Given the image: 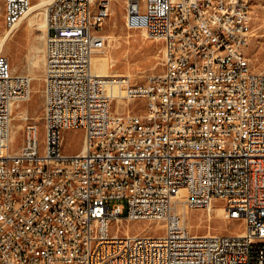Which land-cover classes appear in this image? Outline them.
I'll use <instances>...</instances> for the list:
<instances>
[{
    "label": "built area",
    "instance_id": "1",
    "mask_svg": "<svg viewBox=\"0 0 264 264\" xmlns=\"http://www.w3.org/2000/svg\"><path fill=\"white\" fill-rule=\"evenodd\" d=\"M36 1L0 0L5 29ZM113 1L43 7L45 103L41 121L22 118L18 148L13 108L31 98L32 78L0 53V264H264V72L246 52L252 0H121L125 26L163 44V70L141 83L92 71ZM76 128L83 144L68 153L64 131ZM215 200L240 230L193 233L175 210ZM134 221L161 230L132 232Z\"/></svg>",
    "mask_w": 264,
    "mask_h": 264
},
{
    "label": "rangeland",
    "instance_id": "2",
    "mask_svg": "<svg viewBox=\"0 0 264 264\" xmlns=\"http://www.w3.org/2000/svg\"><path fill=\"white\" fill-rule=\"evenodd\" d=\"M112 6L114 11L105 22L102 30L108 37L107 46L104 51L97 55L111 54L115 58L116 65L112 69L115 76H125L133 83L145 82L150 75L163 70V44L160 40L151 38L142 31L130 30L125 26V9L121 0L113 1ZM251 10L253 15V35L246 52L252 69L256 72H264V0H252ZM40 20H43V15L40 16ZM5 30L4 18L0 14V34H3ZM34 33L35 35L33 36ZM42 36L43 31L40 28L35 27L34 30L29 31L25 24L12 33L8 39V46L2 54L8 58L13 73L28 74L31 77L29 70L31 52H33L34 46H39L41 50L45 49V38H42ZM39 53L41 58L44 57V51ZM44 70L45 65L41 60L38 68L39 79H32L31 86L32 88H37V92L31 91V100L29 99L22 103L20 107L16 106L14 114L27 107L28 116L41 121L45 103L44 79H42L43 77L45 78V72H42ZM40 74H42V77ZM113 107H116L115 102ZM123 109L120 108V110ZM22 121V118L17 117L14 122ZM15 135V147L18 148L22 143L23 132L20 129ZM44 136V124L40 122L41 143L44 142ZM63 137L66 152L77 153L80 151L83 144V130L81 128L65 130ZM120 201L124 202V200ZM213 204L220 206L221 201L215 200ZM183 213L186 216V224L193 233L202 234L208 231L223 233L237 231L242 227L241 222L225 220L223 213L217 215L215 210L210 211L205 207L186 209ZM209 216H212V218H209ZM116 225L117 222H111V230H114ZM129 228L132 232L147 231L157 233L161 230L159 224L152 221L130 222Z\"/></svg>",
    "mask_w": 264,
    "mask_h": 264
},
{
    "label": "bare ground",
    "instance_id": "3",
    "mask_svg": "<svg viewBox=\"0 0 264 264\" xmlns=\"http://www.w3.org/2000/svg\"><path fill=\"white\" fill-rule=\"evenodd\" d=\"M48 0H39L36 1L29 12L20 20V22L15 26L14 30L7 31L3 34H0V53L4 51V49L8 46V39L12 35V33L16 32L18 29H20L24 24L26 25V28L31 31L34 30L35 27L40 28L41 31H43L42 38H45L47 33V22L45 16L42 14V9L47 3ZM43 15V20H40V16ZM144 32V31H143ZM145 33V32H144ZM35 33L33 34V36ZM41 51L45 52V49H40L39 46L33 47L32 56H30V63H29V70L30 75L32 79H39V71L38 68L40 66V62L42 60V63L45 65V54L44 57L41 58L40 53ZM30 53V54H31ZM107 53V52H106ZM28 60V59H27ZM116 60L111 54L106 55H95L92 60V71L96 75L100 76H115L113 74L112 69L116 65ZM43 68V67H42ZM44 72V71H42ZM41 72V73H42ZM44 74V73H43ZM42 74H40L41 76ZM42 77V76H41ZM44 79V77L42 78ZM36 84V83H35ZM35 87V85H33ZM108 88V87H107ZM31 91L37 92V88H32ZM117 91V88H115V92ZM32 96V93H31ZM31 100V99H30ZM252 102L253 103H261V95L260 94H252ZM22 105V103H18L16 106ZM15 107L13 109H15ZM18 108V107H17ZM27 107L25 109L20 110L18 113L14 114V119L17 117L23 118L27 113ZM23 127V121L12 124V139L14 138L15 134ZM187 208L184 207V205L181 202H177L175 205V210L185 216L183 213ZM209 210H215L217 215L224 214L225 208L223 206H215L213 203L210 205ZM211 214V213H210ZM209 218H212V216H209ZM186 219V216H185ZM260 227H264V216L260 217Z\"/></svg>",
    "mask_w": 264,
    "mask_h": 264
}]
</instances>
